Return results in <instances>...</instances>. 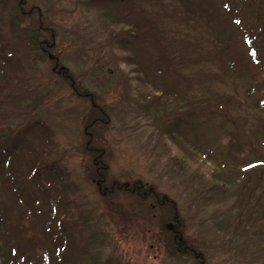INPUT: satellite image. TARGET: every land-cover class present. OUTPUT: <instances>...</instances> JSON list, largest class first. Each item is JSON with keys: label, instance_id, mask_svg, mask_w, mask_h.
Listing matches in <instances>:
<instances>
[{"label": "rangeland", "instance_id": "obj_1", "mask_svg": "<svg viewBox=\"0 0 264 264\" xmlns=\"http://www.w3.org/2000/svg\"><path fill=\"white\" fill-rule=\"evenodd\" d=\"M154 1L133 3L143 11L163 15L181 9L179 0ZM223 1L200 3L219 7ZM237 1L250 3L264 23V0ZM226 19L213 15L209 27L198 23L194 31L182 28L183 24L170 26L167 37L173 48L179 46L183 51L190 37L206 40L213 29L217 34L216 30L230 26L222 24V20L229 22ZM104 26L95 10L79 7V0H0V84L10 79L7 74L27 73L26 82L0 105V144L1 137L11 131L3 144L19 147L12 148L16 149L9 160L12 170L8 164L10 170L5 171L9 173L0 172V264L56 262L50 228L62 242L68 240L70 264H264V191L254 186L248 192L234 189L214 195L206 183L215 162L223 163V151H237L246 162L256 155L263 159L264 147L250 144L252 153H260L247 155V148L242 153L234 147L226 149L225 142L226 150L217 143L200 151H193L184 141L174 144L164 134L165 120L135 111L134 102L140 97L147 94V98L158 99L162 90L145 85L121 62L110 63L115 59L110 53H101L105 61L98 65L94 43L108 45L101 30ZM239 33L238 45H232L233 53L228 55L205 41L197 44L209 47L214 60L227 63L232 54L231 60L239 59L238 51L246 57ZM252 33L260 30L255 28ZM30 38L52 48L30 47ZM259 49L260 68L245 76L223 74L215 65L188 61L182 54L180 64H187L183 70L189 76L199 72L215 75L199 90L201 107L210 102L216 107L215 114L201 108V119L210 128L192 125L195 138L223 139L234 129L231 122L237 121L247 127L229 141L260 140L253 131L264 118V49ZM237 67L241 69V64ZM158 73L152 69L150 77L156 86L164 87L159 83L164 81L163 73ZM220 95L231 101H222ZM36 123L51 131L50 141L34 129L24 134L26 125ZM29 147L37 150L29 154ZM41 152L46 156L39 159ZM36 160L51 166L48 170L61 171L47 177L41 173L39 184L45 185L44 193L37 191L38 185L30 178ZM59 178L66 181L62 191L58 185L51 187ZM52 193L61 195L60 205L52 206ZM173 236L180 239L179 248Z\"/></svg>", "mask_w": 264, "mask_h": 264}, {"label": "trees", "instance_id": "obj_2", "mask_svg": "<svg viewBox=\"0 0 264 264\" xmlns=\"http://www.w3.org/2000/svg\"><path fill=\"white\" fill-rule=\"evenodd\" d=\"M133 1L134 0H79V7L95 10L99 18L105 23V26L101 27V30L107 35L108 45L105 46V41H101L99 45L94 43L96 47L93 52L99 54L97 62L100 63L98 65L102 66L101 63L105 61V56L101 55V53L105 55L106 53H110L112 56L115 55V59H111L110 63L118 64L121 62L125 67L130 68L131 73L135 74L145 85L152 86L153 90H157V88L162 90L159 95L160 98L158 99L147 98V94L142 98L140 97V99L134 102L135 111L144 116L150 115V117H152L151 119L156 118L165 120L164 134L170 137V140L173 141L174 144L182 143V141L188 143L193 151H200L201 148L210 147V144L217 143L221 150L234 147V150L239 149L242 153L243 150L247 148V155L259 154L260 151L252 153L250 149L251 145H260V148L261 146L264 147V118H260V123L253 127V131L256 130L255 132L260 138V140H257V143L252 140L251 142L249 140L246 141L245 138L242 139L240 143L229 141V137L234 136L236 133L241 134V129L247 127L246 123L240 124L237 121L231 122L234 129L229 131L228 134L225 133L223 139L219 136H207L205 139H198L193 136L190 132L192 125L204 128L205 130L210 128L208 121L201 119L203 115L201 113V108L206 110V114L210 113L213 115L215 114L214 111L216 107L210 102L208 103V107H201L200 103L203 99L201 98L203 95L200 94L199 90L201 88H206L209 83L215 79V75H207V73L203 72L197 74L195 72L197 77L196 74L192 77L183 70V68H186L184 66L187 64L184 63L183 66L180 64L182 54H186L185 56L188 61L192 60L198 64H208L212 67L215 65L216 69L223 74L230 73L232 75L233 73L235 75L245 76L248 72L253 73L255 70L259 69V64H262L263 60L262 55L258 51H260V47L264 49V23L259 21L260 17L253 12L251 4L237 0H225V2L221 0L223 3L219 7L215 5L211 7L213 5H201L200 1L202 0H188L189 4L183 2H186V0H179L181 7L179 11L170 15H163L157 12L148 13L147 11H143V7L140 5V7H136V3L134 4ZM157 2L158 0L151 3ZM234 2L237 7L234 6ZM213 15L218 16L220 19L221 16L223 17L224 15V19L228 18L226 21L229 22L222 20V24L229 23L230 26H224L220 30H216L217 34H215L213 29L211 36L207 37L205 35L207 39L205 40L200 37V40L207 42L209 47L221 48L219 52L222 55H228L233 53L231 46L238 45L236 40L239 36L237 38L236 34L240 32L239 34H241L240 36L242 39L240 43L245 44L244 46L246 49L244 52L246 57H244L242 52L238 51L236 54L239 56L241 55L239 59L234 58V60H231L234 56L232 54L230 58H226L228 61L227 63H225L224 59L216 61L213 56L210 55L209 47L208 49L201 47L197 44L201 41H194V37H190L191 41H187L189 39L184 41L183 51L178 49L179 46L177 48L171 46L172 41L167 37L169 33L168 27H178L183 24L182 28L194 31L198 23H204L209 27ZM258 24L262 25V27H259ZM246 26H250V30L246 29ZM255 28L256 30H260V33H252ZM36 32L38 33V31ZM98 33H100V30ZM2 36L3 35L0 33V37ZM36 37L38 38L40 36L38 35ZM30 41V47L37 48L36 46H40L41 48L45 47L46 50L52 48V45L50 46L45 41H38L37 44L34 42L35 40L33 38H30ZM179 45H181V41ZM262 52H264V50H262ZM11 56L12 55L8 56L9 58L6 59L4 58L2 63L9 61ZM156 63H158L157 66H155ZM239 63L241 64V69L237 67ZM24 69L25 67L22 68V70ZM152 69L154 71L158 69V75L163 73L164 81L162 82L160 79L159 83L164 84V87L155 85L150 77ZM7 76V78L10 79L6 81V84H0V105L3 99L14 91L19 84L26 82L27 73L24 74L21 72L13 77L11 74H7ZM220 97H222V101H231L229 97L223 95H220ZM151 123L154 127L153 120H151ZM223 124L228 123L223 122ZM26 126L24 134L34 129L33 131H37L38 136H42L50 141L51 131L47 129L44 124L36 123ZM24 134L22 136H24ZM11 135L10 131L1 137L0 172L4 174L9 173L5 171V168H7L9 160L11 161V157L16 154V149L12 148H19L16 144L11 146V148H6L3 144V141ZM18 140H20V138ZM20 142V145L24 144L22 141ZM224 142L227 145L226 149L225 147L223 148ZM36 150L37 147H29L28 152L32 154L35 153ZM209 152L210 151H208L207 154H209ZM213 153L215 152L211 151V154ZM223 153V163L215 162L216 167L213 171V175L206 181L211 194L214 192V195H226L234 189H241L240 192H248L252 190L254 186L258 189V192L261 190L264 191V158L262 159L259 155H256L254 158L252 157V159H246L248 161L245 162L242 159V155H236L237 151H233L232 153L223 151ZM42 156H46V152H41L37 157L41 159ZM208 157L209 155L207 158ZM244 157L245 156H243V158ZM41 162L36 160L32 163L36 164V166L30 168V178L38 185L37 191L39 193H44L46 192L45 185L43 186L42 183L41 185L39 184L41 173L44 172L47 177L50 174L59 175L61 171L59 170L58 172L56 169L48 170L51 166H46L45 164H41ZM12 164L13 162L9 164L10 169L12 168ZM235 164L241 166L240 170H238L239 168L237 169L238 166H234ZM51 185L49 183V187L58 185L61 187L60 191H62L65 189L66 181L65 179L59 178L58 180L52 181ZM137 189L139 193L138 186ZM110 190L111 187L109 191L107 190L106 192L109 193ZM61 200L60 194L52 193L50 199V202H53L52 206L60 205ZM48 232H50L51 238L56 244L53 247L55 256L53 259H55L56 262L53 264H70V258L67 256L66 252L68 240L65 238L63 239L64 242H62L60 235L52 233L51 228ZM173 241L174 246L179 248L180 243L175 244L176 241Z\"/></svg>", "mask_w": 264, "mask_h": 264}, {"label": "water", "instance_id": "obj_3", "mask_svg": "<svg viewBox=\"0 0 264 264\" xmlns=\"http://www.w3.org/2000/svg\"><path fill=\"white\" fill-rule=\"evenodd\" d=\"M52 58H53V57H52V56H50V59H51V60H52ZM167 228L170 230V229H171V226H168Z\"/></svg>", "mask_w": 264, "mask_h": 264}]
</instances>
